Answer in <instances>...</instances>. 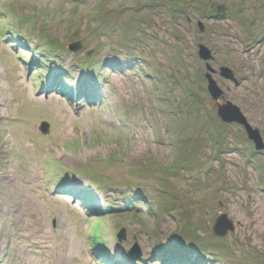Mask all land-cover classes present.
I'll return each instance as SVG.
<instances>
[{
	"label": "rangeland",
	"instance_id": "rangeland-1",
	"mask_svg": "<svg viewBox=\"0 0 264 264\" xmlns=\"http://www.w3.org/2000/svg\"><path fill=\"white\" fill-rule=\"evenodd\" d=\"M200 44L264 141V0H0V264H264V150Z\"/></svg>",
	"mask_w": 264,
	"mask_h": 264
},
{
	"label": "water",
	"instance_id": "water-1",
	"mask_svg": "<svg viewBox=\"0 0 264 264\" xmlns=\"http://www.w3.org/2000/svg\"><path fill=\"white\" fill-rule=\"evenodd\" d=\"M200 30H203L202 25L199 24ZM68 48L72 51L77 50L78 48H82L81 42L77 41L68 45ZM198 54L199 57L205 61V67L207 73L205 74V79L207 80V91L211 98L214 100L215 105L217 107V116L218 118L225 124H237L245 130L247 138L254 144V148L259 150H264V141L261 137L260 131L258 129H253L250 124L247 122L246 117L242 114L241 110L233 105L230 102H225L220 105L216 101L222 96V90L218 87V83L213 78V75L216 73L215 69L209 64L212 60V55L210 50L204 45H198ZM220 75L226 79L231 80L235 84H237V80L234 77L232 70L228 67H220L219 68ZM39 130L42 133L48 132V124L46 122H42L39 126ZM234 223L231 219L228 218L227 214L220 213L214 219L213 225L211 226V232L218 237H225L228 232L234 231ZM126 230L123 228L117 234V240L123 241L125 240ZM136 251V253H135ZM138 247L134 246L130 251L131 256L137 257L139 256Z\"/></svg>",
	"mask_w": 264,
	"mask_h": 264
},
{
	"label": "bare ground",
	"instance_id": "bare-ground-1",
	"mask_svg": "<svg viewBox=\"0 0 264 264\" xmlns=\"http://www.w3.org/2000/svg\"><path fill=\"white\" fill-rule=\"evenodd\" d=\"M201 59V58H200ZM202 60V59H201ZM202 61H204V60H202ZM205 62V61H204ZM206 65V64H205ZM52 76H54V75H52ZM55 77V76H54ZM68 87V86H67ZM83 97H85L84 95H83ZM86 197H88V196H86ZM89 198V197H88ZM79 200V199H78ZM98 248V250L97 251H95V253L97 254V256H94V258H98L100 255H101V253L104 251V249H105V247L104 248H102V249H100V247H96L95 249H97ZM100 258V257H99ZM98 262V264H125V263H118V261L116 260V259H114V260H112V261H110V262H108V261H102L101 259L99 260V261H97Z\"/></svg>",
	"mask_w": 264,
	"mask_h": 264
},
{
	"label": "trees",
	"instance_id": "trees-1",
	"mask_svg": "<svg viewBox=\"0 0 264 264\" xmlns=\"http://www.w3.org/2000/svg\"><path fill=\"white\" fill-rule=\"evenodd\" d=\"M67 87V86H66ZM186 257V256H185ZM187 258V257H186ZM188 263L191 262V258H187Z\"/></svg>",
	"mask_w": 264,
	"mask_h": 264
}]
</instances>
